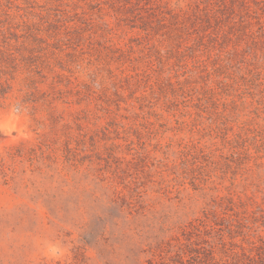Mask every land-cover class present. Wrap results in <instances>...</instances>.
<instances>
[{
	"label": "rangeland",
	"instance_id": "obj_1",
	"mask_svg": "<svg viewBox=\"0 0 264 264\" xmlns=\"http://www.w3.org/2000/svg\"><path fill=\"white\" fill-rule=\"evenodd\" d=\"M0 50V152L78 149L0 177V264H264V0H0Z\"/></svg>",
	"mask_w": 264,
	"mask_h": 264
},
{
	"label": "trees",
	"instance_id": "obj_2",
	"mask_svg": "<svg viewBox=\"0 0 264 264\" xmlns=\"http://www.w3.org/2000/svg\"><path fill=\"white\" fill-rule=\"evenodd\" d=\"M1 51V50H0ZM22 66L17 59L9 52L3 51L0 57V104L6 105L11 91L13 90L12 82L17 80L18 73H23ZM19 80V79H18ZM23 92L20 97L15 98L13 106L18 109H26L31 106L35 109L41 103H52L56 98L44 95V92L39 89L38 83L34 77L27 76L20 79ZM11 103L7 104L8 106ZM56 108L54 105L49 106L48 117L53 119L56 124L63 120V117L55 116ZM37 123L46 127L45 122L35 118ZM76 150L71 142V137L65 135L62 141V134L54 132L44 134L40 138V142L29 146V142L22 140L18 145L5 147L3 152H0V177L5 183L13 179V175L17 174V163L23 161H30L33 170H41L42 168L52 170L54 166L62 164L64 166H74L76 162ZM84 161V159H83Z\"/></svg>",
	"mask_w": 264,
	"mask_h": 264
}]
</instances>
